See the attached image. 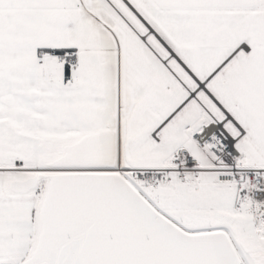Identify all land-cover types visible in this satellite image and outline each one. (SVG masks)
<instances>
[{
  "label": "snow or ice",
  "instance_id": "6c2138e0",
  "mask_svg": "<svg viewBox=\"0 0 264 264\" xmlns=\"http://www.w3.org/2000/svg\"><path fill=\"white\" fill-rule=\"evenodd\" d=\"M0 264H264V0H0Z\"/></svg>",
  "mask_w": 264,
  "mask_h": 264
}]
</instances>
